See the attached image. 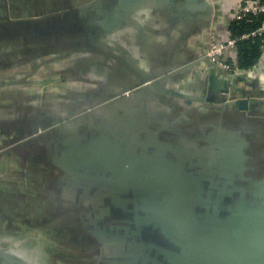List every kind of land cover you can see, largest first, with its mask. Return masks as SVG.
I'll return each mask as SVG.
<instances>
[{
	"label": "rangeland",
	"instance_id": "374dc122",
	"mask_svg": "<svg viewBox=\"0 0 264 264\" xmlns=\"http://www.w3.org/2000/svg\"><path fill=\"white\" fill-rule=\"evenodd\" d=\"M99 1L104 0L82 6ZM8 9L0 7V22H23L6 19ZM59 14L75 18L63 33L78 37L79 49L68 44L66 56L57 49L38 52L40 41L33 39L29 49L37 54L29 55L35 61L31 65L18 64L24 56L14 57L9 49L0 52V264L248 260L251 247L261 245L258 229L263 224L250 227L253 220L240 207L252 204L264 210L261 200L218 202L226 209L232 204L238 214L233 217L225 214L228 209L219 217L217 201L209 200L205 241L203 228L196 226L189 247L175 240L174 233L176 238L180 234L175 230L181 228H174L175 210L194 212L196 224L202 222V186L180 185L187 171L177 173L174 153L157 149L161 144L155 141L151 102L162 74H134V60L120 46L109 47L114 29L119 32L116 42L123 43L122 8H113L108 21L91 23L71 6ZM109 55L120 73L110 71ZM9 62L14 66L6 68ZM55 100L60 103L53 104ZM139 106L143 117L138 121L130 112ZM174 180L177 186L170 184ZM182 217L185 222L188 214ZM190 230L184 226L181 233Z\"/></svg>",
	"mask_w": 264,
	"mask_h": 264
},
{
	"label": "crops",
	"instance_id": "0c3cea01",
	"mask_svg": "<svg viewBox=\"0 0 264 264\" xmlns=\"http://www.w3.org/2000/svg\"><path fill=\"white\" fill-rule=\"evenodd\" d=\"M4 1L7 4L0 7L11 10L5 18H22L23 22H0V52L9 49L14 57L24 56L17 62L23 65L35 62L29 59L37 54L29 49L33 39L40 41L38 52L57 49L65 55L68 44L79 49L78 37L63 33L76 23L73 16L62 19L59 13L65 7H73L78 17L85 14L89 23L108 21L113 8H122L123 43L116 42L119 32L114 29L109 47L120 46L123 55L134 60V74H162L155 82L151 120L158 131L155 141L161 144L157 149L174 153L177 173L187 171L188 178L179 184L202 186L200 200L204 202L264 201V61L257 68L226 72L207 58L212 37L229 41L231 25L246 0H104L87 6L82 4L93 0ZM61 56L57 55L60 63ZM228 57L239 62L237 50ZM109 58L110 71L120 73L113 57ZM5 64L6 68L14 66V62ZM131 113L138 121L143 117L141 106ZM162 143L172 149L163 148ZM218 204L217 215L222 217L226 206ZM240 208L243 216L263 224L258 229L261 245L251 247L249 259L241 264H264V210L252 204ZM228 211L227 216L238 215L233 208Z\"/></svg>",
	"mask_w": 264,
	"mask_h": 264
},
{
	"label": "built area",
	"instance_id": "2783aa9c",
	"mask_svg": "<svg viewBox=\"0 0 264 264\" xmlns=\"http://www.w3.org/2000/svg\"><path fill=\"white\" fill-rule=\"evenodd\" d=\"M248 14L258 17L264 14V0H246L244 6L241 9V14L236 20H242L247 17ZM255 38H262V56L260 60L253 66L257 68L264 61V24L257 30L243 34L238 38H234L232 32L230 31V39L228 42H223L218 38L212 37L209 49L207 53V58L210 63L221 71L232 72L241 71L243 68L240 66L237 59L231 61L228 57L229 52L238 49V42L240 40H250Z\"/></svg>",
	"mask_w": 264,
	"mask_h": 264
},
{
	"label": "trees",
	"instance_id": "16d2710c",
	"mask_svg": "<svg viewBox=\"0 0 264 264\" xmlns=\"http://www.w3.org/2000/svg\"><path fill=\"white\" fill-rule=\"evenodd\" d=\"M264 24V14L258 17L248 14L242 20H235L231 25V32L234 38L246 33H251ZM262 38L240 40L238 42L239 64L244 69L252 68L262 56Z\"/></svg>",
	"mask_w": 264,
	"mask_h": 264
},
{
	"label": "water",
	"instance_id": "95a60500",
	"mask_svg": "<svg viewBox=\"0 0 264 264\" xmlns=\"http://www.w3.org/2000/svg\"><path fill=\"white\" fill-rule=\"evenodd\" d=\"M243 103V105L242 106H244V107H246L247 106V101H244V102H242ZM180 185H182V184H180ZM184 185V184H183ZM169 187V186H168ZM170 189H172V191H175L177 188H175V187H172V186H170ZM201 205V215H204V217H203V219H202V222L200 223V224H196V222L197 221H199V220H197V219H194L195 217H198V216H195V213L193 212V214H191V213H189L187 210H185L184 208H182V207H180V210H178V212L175 210V212L173 213V215H174V220H175V226H174V228H176V226L178 225V226H180L181 228H177L176 230L175 229H173V230H175L176 232H180V234H179V238H176V235H175V233H174V237H175V240H178L180 243H182V244H184V246L185 247H189V245L190 244H192V237H193V235L195 234V226L196 227H201V228H203V232H205V233H203V240L205 241V239H206V233H207V230H206V228H207V226H208V224L206 223V221H205V213H207L208 211H210V205H209V203L207 202V201H202V203L200 204ZM218 207H217V211L219 210V209H221L220 208V205L219 204H216ZM229 208H231L232 209V206H230ZM227 209H228V207H227ZM226 209V210H227ZM185 211V212H183V213H181V211ZM199 211L197 210V213H198ZM181 213V214H180ZM185 214H188V217H187V220L184 222L182 219H181V217L183 216V215H185ZM189 214L191 215V217H189ZM183 218V217H182ZM190 219V220H189ZM260 222V221H259ZM254 221H253V224H251L250 225V227H252L253 225H254ZM261 225V224H260ZM184 226H186L187 228L188 227H190L191 228V230L188 232V233H186V234H184V236L182 235V228L184 227ZM209 232V231H208ZM182 241V242H181ZM189 244V245H188Z\"/></svg>",
	"mask_w": 264,
	"mask_h": 264
}]
</instances>
